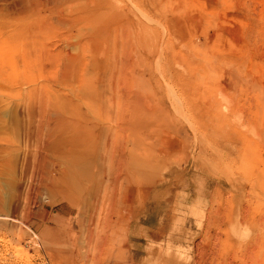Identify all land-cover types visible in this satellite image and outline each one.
Returning <instances> with one entry per match:
<instances>
[{"label":"rangeland","instance_id":"obj_1","mask_svg":"<svg viewBox=\"0 0 264 264\" xmlns=\"http://www.w3.org/2000/svg\"><path fill=\"white\" fill-rule=\"evenodd\" d=\"M18 1L0 0V264H264V0ZM79 134L87 191L53 198L43 172Z\"/></svg>","mask_w":264,"mask_h":264},{"label":"bare ground","instance_id":"obj_2","mask_svg":"<svg viewBox=\"0 0 264 264\" xmlns=\"http://www.w3.org/2000/svg\"><path fill=\"white\" fill-rule=\"evenodd\" d=\"M24 0H20V1H18V3L19 2H21V4L22 3H24L23 2ZM47 1V0H46ZM52 1H54V4L56 3V1L55 0H52ZM60 1V0H59ZM65 3H67V1L68 0H63ZM62 1V2H63ZM72 1V0H71ZM41 2V1H40ZM74 2V1H73ZM33 3H38V0H32V2H31V5H33ZM64 3V4H65ZM26 4V3H25ZM30 4V3H29ZM29 4L28 5H26L27 7L29 6ZM39 4V3H38ZM85 5H87V4H89V3H84ZM82 5V4H81ZM17 6V5H16ZM60 6H64V5H60ZM24 7V6H23ZM41 7V6H40ZM74 7V6H73ZM84 7H86V6H84ZM68 8V7H67ZM82 8V7H81ZM24 8H22V10H23ZM26 9V8H25ZM28 9V8H27ZM26 9V10H27ZM36 9H37V7H36ZM39 12V11H38ZM56 12V11H55ZM62 12H64V11H62ZM72 12V11H71ZM84 14H86V13H84ZM83 15V14H82ZM80 16V15H79ZM86 17V16H85ZM61 18V17H60ZM64 18V17H63ZM67 18V17H66ZM65 18V19H66ZM79 18V17H78ZM80 19H83V18H80ZM66 20H68V22H71L73 19L69 16ZM96 20H98V19H96ZM87 21V20H86ZM77 22V21H76ZM95 22V21H94ZM59 23V22H58ZM73 23V22H72ZM85 23V22H84ZM83 23V24H84ZM85 26V25H84ZM87 27V26H86ZM82 29H83V27H82ZM83 32V31H82ZM69 39V38H68ZM59 48H57V50H58ZM61 50V51H60ZM60 50H58V51H54L55 53L57 52H63L62 51V49H60ZM60 52H59V54H60ZM68 54V53H67ZM70 56H72V55H70ZM77 57V56H76ZM70 58V57H69ZM95 62H93V64H94ZM88 64V63H87ZM86 65V64H85ZM92 66V65H91ZM103 66V65H102ZM83 67V66H82ZM105 67V66H104ZM71 68V67H70ZM85 68V67H84ZM67 69V68H66ZM77 69V68H76ZM106 69V68H105ZM104 70V69H103ZM74 71H76V70H74ZM79 71H81V70H79ZM101 71V70H100ZM105 71V70H104ZM109 71V70H108ZM97 72V71H96ZM103 72V71H102ZM67 73V72H66ZM69 73V72H68ZM106 73V72H105ZM102 74V73H101ZM100 75V74H99ZM104 75V74H103ZM102 75V76H103ZM105 76V75H104ZM111 79H112V76L110 77ZM66 79V78H65ZM110 79V80H111ZM103 80V79H102ZM102 82V81H101ZM101 82H99L98 84H100ZM70 83V82H69ZM83 83V81L81 82V84ZM96 84V83H95ZM95 88V87H94ZM96 89V88H95ZM94 89V90H95ZM96 91V90H95ZM82 92H83V90H82ZM96 95V94H95ZM96 97V96H95ZM136 100H137V98H136ZM143 100V99H142ZM69 101H71V100H69ZM138 101V100H137ZM136 101V102H137ZM144 101V100H143ZM141 102V101H140ZM140 102L138 103L139 105H140ZM133 103H135V102H133ZM134 105V104H133ZM138 105V106H139ZM27 106V105H26ZM136 106V105H135ZM29 107V106H28ZM28 107H27V112L28 113H33V115H34V113H35V109L34 108H32L33 106H31V108L30 109H28ZM40 107H42V106H40ZM144 107V106H143ZM53 108H55L56 109V107H53ZM145 108V107H144ZM25 109H26V107H25ZM41 109V108H40ZM39 109V110H40ZM44 109V108H43ZM55 109H53V111L55 110ZM46 110V109H45ZM50 110V109H49ZM144 110V109H143ZM135 112H137V111H135ZM38 113V112H37ZM53 114L55 115H49V117H47L48 119H51V120H54V121H56L59 117H57L56 116V113L55 112H53ZM81 114V113H80ZM134 114V113H133ZM98 115V114H97ZM47 116V115H46ZM88 117L87 118H91V115L89 116V115H87ZM132 117H133V115H132ZM85 118H86V116H85ZM100 118V117H99ZM138 118V117H137ZM93 119V118H92ZM130 120V119H129ZM132 120V119H131ZM136 120V119H135ZM134 120V121H135ZM133 121V120H132ZM131 122V121H130ZM136 122H137V120H136ZM98 123V122H97ZM144 124V123H143ZM142 125V124H141ZM133 126H135V125H133ZM137 127V126H136ZM135 127V128H136ZM101 129L102 128V126L101 127H97L96 125H94V124H91V125H87V124H83V126L81 125V129L82 130H90V131H97L98 129ZM104 129V128H103ZM107 132V131H106ZM99 137H101V136H98V139H102L101 141H102V144H103V146L105 147V149H107V147H108V149H109V147H111V143L113 142H109V138H108V136H106V135H104L102 138H99ZM93 137H90V139L87 137V136H85L84 134H79V135H75V136H72V137H69L68 139H65V140H63V142H67L68 144H70L69 146H71L72 144L73 145H78L77 147H75V148H73L72 146V149H73V152H72V154L69 156L68 155V157H64L63 158V160H62V165H60V167L59 168H48V169H45L44 170V172H43V177H45V180L47 181V184L48 185H46V187H47V189H48V192L50 193V194H52V195H50L51 197H56L58 194H60V193H62V192H65L66 194H70V193H80V194H85L86 193V191L87 190H85V188H84V183H86V180L90 177V165H91V163H93V160H95V158H97V157H94V158H92V157H89L88 155H89V147H88V144H90V141H91V139H92ZM94 139V138H93ZM92 139V140H93ZM62 142V141H61ZM96 143L97 142H95V145H96ZM68 146V147H69ZM93 146V145H92ZM95 147V146H94ZM83 150V151H82ZM106 151V150H105ZM64 152V151H63ZM62 152V153H63ZM69 152H70V149H69ZM80 152V153H79ZM96 152V151H95ZM95 152L94 153H92L93 155L95 154ZM108 153H109V150H108ZM123 153V152H122ZM121 153V154H122ZM70 154V153H69ZM126 154V153H125ZM63 155V154H62ZM97 155V154H96ZM127 155V154H126ZM103 156H104V154H103ZM109 156V155H108ZM126 156H124V155H120L119 156V158L120 159H126L125 158ZM98 159V158H97ZM100 159V158H99ZM113 159V158H112ZM117 159V158H116ZM116 159L114 160V161H116ZM128 159V158H127ZM59 161V160H58ZM100 161V160H99ZM124 161V160H123ZM125 161H127V160H125ZM55 162V161H54ZM102 162V161H101ZM120 162V161H119ZM118 162V163H119ZM60 163V162H59ZM121 163H122V161H121ZM124 163V162H123ZM137 163V162H136ZM112 165V164H111ZM121 165H123V164H121ZM121 167V166H120ZM147 167V166H146ZM132 171H134V172H136V169H133ZM130 172H131V170H130ZM115 175V174H114ZM117 175H118V173H117ZM119 176V175H118ZM128 183H130L131 184V187H129V188H127V191H128V193L129 192H131V189H133V187H132V184H134V183H132L131 181L130 182H128ZM129 185V184H128ZM95 191V190H94ZM96 191H97V188H96ZM64 193V194H65ZM93 193V192H92ZM98 193V192H97ZM88 195V194H87ZM96 195V194H95ZM125 195H126V193H125ZM98 196V195H97ZM127 196V195H126ZM87 197V196H86ZM94 197V196H93ZM96 197V196H95ZM94 197V198H95ZM100 197V196H99ZM103 196H101L100 198H102ZM123 197V196H122ZM114 199V198H113ZM101 201V200H100ZM99 201V202H100ZM121 201V200H120ZM76 202V201H75ZM97 202V201H96ZM90 203V202H89ZM89 203H88V205H89ZM92 204V203H91ZM100 203H98V205H99ZM112 204V203H111ZM69 205V204H68ZM87 205V206H88ZM95 205V204H94ZM80 206H82L81 205V203H80ZM90 206V205H89ZM91 208H95V207H92V206H90ZM90 207H88V208H90ZM90 208V209H91ZM85 210H86V208H85ZM92 210V209H91ZM113 210V209H112ZM111 210V211H112ZM84 211V210H83ZM93 211V210H92ZM91 212V211H90ZM89 212V213H90ZM95 212V211H94ZM93 212V213H94ZM82 213V212H81ZM88 212H86V214H87ZM89 213H88V215H89ZM92 213V212H91ZM108 215V214H107ZM90 217H91V214H90ZM94 218V217H93ZM98 218V217H97ZM85 219V218H84ZM87 219H89V217L87 218ZM91 219H92V217H91ZM84 221V220H83ZM82 221V222H83ZM90 221V220H89ZM97 221V220H96ZM93 223V222H92ZM90 228V227H89ZM46 234V233H45ZM50 234V233H49ZM48 234V235H49ZM52 234V233H51ZM49 239V238H48ZM53 239V238H52ZM54 240V239H53ZM56 240V239H55ZM73 245V244H72ZM98 245V244H97ZM97 247V246H96ZM71 249V248H70ZM101 249V248H100ZM161 250V249H160ZM98 253V252H97ZM167 253V252H166ZM170 254V253H169ZM166 255H168V254H166ZM170 256V255H169Z\"/></svg>","mask_w":264,"mask_h":264},{"label":"crops","instance_id":"obj_3","mask_svg":"<svg viewBox=\"0 0 264 264\" xmlns=\"http://www.w3.org/2000/svg\"><path fill=\"white\" fill-rule=\"evenodd\" d=\"M146 227L150 230V233H151L152 228H150V227H148V226H146Z\"/></svg>","mask_w":264,"mask_h":264}]
</instances>
